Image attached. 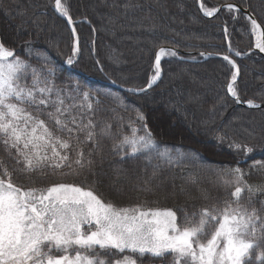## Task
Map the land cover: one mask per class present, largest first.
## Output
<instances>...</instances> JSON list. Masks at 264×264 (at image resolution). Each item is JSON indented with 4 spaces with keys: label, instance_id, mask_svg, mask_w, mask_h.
<instances>
[{
    "label": "trees",
    "instance_id": "16d2710c",
    "mask_svg": "<svg viewBox=\"0 0 264 264\" xmlns=\"http://www.w3.org/2000/svg\"><path fill=\"white\" fill-rule=\"evenodd\" d=\"M54 1L0 0V40L32 66L54 69L57 87L73 91L78 84L81 92L92 94L93 111L85 109V123L91 115L98 144L84 143L85 134H78L80 143L72 139L67 154L74 162L77 151L83 150L91 165L80 169L73 163L71 169L55 173L51 167L20 171L24 165L17 163L15 151L9 156L0 144V160L12 173L14 184L25 189L76 184L117 207L171 208L181 224L185 212L213 206L222 209L225 202L233 201L234 186H225L216 170L239 167L248 184L264 185V168L258 166L264 165V55L253 51L258 38L245 13L225 7L207 17L198 0H62L78 34L79 51L69 66L76 38L69 23L55 11ZM201 3L209 9L236 4L248 9L264 27V0ZM161 47H172L177 55L163 59L162 77L156 85L139 93L113 86L145 89L155 74V57ZM236 51L242 55L236 56ZM224 55L235 60L240 70L239 102L227 91L235 69ZM26 82L31 84V76ZM248 100L260 107L241 105ZM137 111L145 121L137 119ZM40 118L55 135L69 139L45 115ZM145 122L161 149L195 154L196 158L169 165L154 154L151 159L148 154L129 156L125 155L127 148L114 147L123 135H131L132 128L144 135ZM106 124L111 125L112 135H99ZM244 145L253 151L247 153ZM70 171L74 174L63 175ZM262 202L264 194L252 196L249 203L247 191L240 201L249 211L256 208L264 216ZM127 255L133 254L100 253L109 264ZM135 258L136 264H172L171 255ZM252 264L264 262L253 258Z\"/></svg>",
    "mask_w": 264,
    "mask_h": 264
},
{
    "label": "snow or ice",
    "instance_id": "6c2138e0",
    "mask_svg": "<svg viewBox=\"0 0 264 264\" xmlns=\"http://www.w3.org/2000/svg\"><path fill=\"white\" fill-rule=\"evenodd\" d=\"M200 6L209 17L217 11L205 8L203 4ZM226 7L230 11H240L233 4ZM55 8L67 17L69 24L73 23L61 0H55ZM246 18L251 24V32L259 36L255 47L264 52L261 24L252 15ZM72 32L75 34V28ZM78 51V47H73L74 54ZM229 51H232L230 46ZM164 55L176 56L177 53L163 47L159 49L155 57V74L148 88L161 75V57ZM235 55L242 54L236 51ZM223 59L235 69L227 91L239 102L236 87L239 67L228 55ZM67 63L71 65L73 59L69 58ZM29 76L30 85L26 82ZM54 76V69L46 65L32 66L0 40V144L9 156L15 151L17 163L24 165L20 169L22 172L51 167L55 173L65 167L71 169L73 163L80 169L92 163L85 160L83 150L77 151L74 162L67 154L72 148V139L80 143V133L85 134L84 143L98 144L96 123L91 115L85 123V109L88 113L93 111L92 94L81 92L78 84L73 91L57 87ZM128 91L145 92L146 89L130 88ZM77 97H82V101L77 102ZM247 104L260 107L253 100H248ZM76 109L79 111L74 114ZM41 115L53 121L59 131L66 132L69 139L55 135ZM137 119L145 121L146 118L137 111ZM143 129L145 134L141 136L137 134L138 129L132 128L131 135H123L114 147L121 151L127 148L125 155L129 156L148 154L151 159L154 154L169 165L196 158L195 154L161 149L146 122ZM99 135H112L111 125L106 124ZM231 146L238 150L242 147L239 144ZM243 148L247 153L253 151L247 145ZM258 166L264 168V165ZM0 169V264H109L100 256L101 252L112 255L126 251L133 255L122 256L112 264H136L135 257L146 254L154 258L171 255L172 264H252L253 258L264 262V250L255 253L256 249H264V216L259 215L256 208L249 211L240 203L245 191L249 194V203L252 196L264 194V185L248 184L239 167L216 170L225 186H234L233 201L225 202L222 209L213 206L191 214L185 212L182 224L178 222L177 212L171 208L117 207L105 202L90 188L69 183L25 189L12 182V173L2 160ZM70 174L74 173H63ZM227 176L232 179H225ZM195 182L193 177L192 183Z\"/></svg>",
    "mask_w": 264,
    "mask_h": 264
},
{
    "label": "water",
    "instance_id": "95a60500",
    "mask_svg": "<svg viewBox=\"0 0 264 264\" xmlns=\"http://www.w3.org/2000/svg\"><path fill=\"white\" fill-rule=\"evenodd\" d=\"M198 3H199V6L201 5V0H198ZM233 5H235V6H237L236 4H233ZM201 7V6H200ZM226 7V5H224V6H221V7H219L218 9H217V11L216 12H214V14L212 15V16H215L222 8H225ZM238 7V6H237ZM243 13H245L247 16L248 15H252V16H254L248 9H245V8H243V7H238ZM54 9H55V11L57 12V14L59 15V16H61L62 18H64L67 22H68V19H67V17H65V16H62L61 14H60V12L59 11H57L56 10V8H55V1H54ZM203 13H204V11H203ZM211 16V17H212ZM209 17V16H208ZM257 22L259 23V21L257 20ZM72 28H74V25H73V23L72 24H69ZM261 30L262 31H264V27L261 25ZM75 38H76V41H77V47H78V34H77V32H76V30H75ZM163 48H165L166 50H174L176 53H177V51L174 49V48H172V47H163ZM253 51H258L259 53H261L262 55H264V52H260V50L259 49H257L256 47H254V49H253ZM164 58V56L161 58V61H162V59ZM70 66V65H69ZM160 69H161V75H160V77H159V79L156 81V83H158V81L161 79V77H162V67H161V64H160ZM239 78V77H238ZM156 83H154L153 85H152V87L154 86V85H156ZM113 86L114 87H116V88H118V89H121V90H123V91H125V92H128V93H133V92H130V91H128V89H130V88H125V87H122V86H120V85H118V84H113ZM151 87V88H152ZM146 90H149L150 88H145ZM135 93H139V92H135ZM241 105H245V106H248V104H246V103H241Z\"/></svg>",
    "mask_w": 264,
    "mask_h": 264
},
{
    "label": "rangeland",
    "instance_id": "374dc122",
    "mask_svg": "<svg viewBox=\"0 0 264 264\" xmlns=\"http://www.w3.org/2000/svg\"><path fill=\"white\" fill-rule=\"evenodd\" d=\"M256 36H257V38H259V37H258V34H256ZM165 56H166V55H165ZM72 59H73V58H72Z\"/></svg>",
    "mask_w": 264,
    "mask_h": 264
},
{
    "label": "bare ground",
    "instance_id": "6f19581e",
    "mask_svg": "<svg viewBox=\"0 0 264 264\" xmlns=\"http://www.w3.org/2000/svg\"><path fill=\"white\" fill-rule=\"evenodd\" d=\"M162 57H163V56H162ZM162 57H161V58H162Z\"/></svg>",
    "mask_w": 264,
    "mask_h": 264
}]
</instances>
